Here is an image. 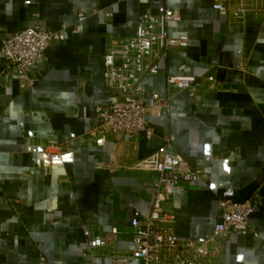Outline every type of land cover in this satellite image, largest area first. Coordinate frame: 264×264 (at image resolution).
<instances>
[{
  "label": "crops",
  "instance_id": "1",
  "mask_svg": "<svg viewBox=\"0 0 264 264\" xmlns=\"http://www.w3.org/2000/svg\"><path fill=\"white\" fill-rule=\"evenodd\" d=\"M213 1L0 0V45L36 22L46 30L67 24L32 68L33 90L21 89L0 57V264H111L129 252L130 220L151 210L153 164L169 136L168 150L200 169L162 204L173 210L174 234L209 235L228 181L233 199H249L253 211L247 232L224 240L214 264H264V0L238 21ZM79 8L86 18L76 29ZM164 8L179 13L168 34L186 35L187 45L171 48L159 72L144 78L142 101L164 95L180 64L196 78L195 97L175 92L168 112L148 116L150 138L89 135L96 106L115 96L104 85V54L133 34L142 13ZM65 137L68 152L42 150ZM85 242L91 254L82 256Z\"/></svg>",
  "mask_w": 264,
  "mask_h": 264
},
{
  "label": "built area",
  "instance_id": "2",
  "mask_svg": "<svg viewBox=\"0 0 264 264\" xmlns=\"http://www.w3.org/2000/svg\"><path fill=\"white\" fill-rule=\"evenodd\" d=\"M263 0H214L212 7L224 12L232 21L242 20L257 8ZM86 18L82 8L77 10L75 28ZM179 19L177 10L164 8L159 13H142L130 36L117 38L103 56V80L106 88L115 91L114 99L107 105H97V122L87 130L89 135L110 131L123 133L130 137L142 134L152 136L147 117L168 112L175 92L186 91L190 98L195 97V76L186 72L183 64L177 67L176 74L165 78L166 93L150 94V103L142 101L145 91L144 78L159 72V61L171 48L186 47L187 36H170L167 31L169 22ZM67 24L61 23L55 30H46L38 22L20 29L4 38L0 45V57L5 61L7 70L17 76L21 89L33 90L34 80L30 72L39 64L46 48L55 41L63 39ZM205 79L213 81L208 75ZM166 148L154 162L153 169L158 178L153 181V202L146 217L134 212L130 220L133 228V248L127 253L115 254L111 264H214L221 250L222 242L233 235L245 234L253 206L249 199L235 201L233 188L228 181L222 183L219 199V219L207 236L177 237L173 230V210L165 209L162 204L170 203L172 189L195 182L200 176L199 166H190L180 155ZM70 138L57 144L42 147L46 154L65 153L70 148ZM53 148L55 153L47 150ZM115 233V229H112ZM82 256L91 254L85 242L81 246ZM82 264H96L84 262Z\"/></svg>",
  "mask_w": 264,
  "mask_h": 264
}]
</instances>
